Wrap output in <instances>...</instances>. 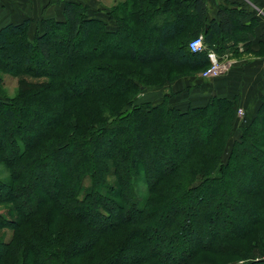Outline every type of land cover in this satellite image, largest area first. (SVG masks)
<instances>
[{
  "label": "trees",
  "instance_id": "obj_1",
  "mask_svg": "<svg viewBox=\"0 0 264 264\" xmlns=\"http://www.w3.org/2000/svg\"><path fill=\"white\" fill-rule=\"evenodd\" d=\"M55 2L61 18L0 29V89L4 75L44 80H21L13 99L0 95V164L9 173L0 178L8 207L0 231L12 233L0 241V264L249 256L264 241V96L244 123L237 99L215 96L185 110L168 96L136 100L144 88L206 71L211 52L250 47L255 22L242 24L246 10L223 5L210 21L206 0H124L108 12L112 30L89 4ZM200 35L205 49L192 53ZM247 174L255 190L235 193ZM45 180L25 209L26 194ZM240 221L242 229L226 232Z\"/></svg>",
  "mask_w": 264,
  "mask_h": 264
},
{
  "label": "crops",
  "instance_id": "obj_2",
  "mask_svg": "<svg viewBox=\"0 0 264 264\" xmlns=\"http://www.w3.org/2000/svg\"><path fill=\"white\" fill-rule=\"evenodd\" d=\"M209 19L218 20L221 6L240 4L248 13L242 24L255 27L250 35V47L238 45L239 54L227 51L217 56L223 65L222 74L215 78L203 79L201 73L182 77L164 86L147 87L143 90L142 102H159L164 96L169 97L172 107L185 110L188 106H204L211 97L230 100L237 99L243 115L241 122L253 118L264 96V0H206ZM85 4L90 2L85 1ZM113 6L97 4L95 17L108 23L114 30V23L109 21L108 12ZM62 7L55 0H0V29L10 23H19L25 19L39 22L43 18H61ZM203 36V35H200Z\"/></svg>",
  "mask_w": 264,
  "mask_h": 264
},
{
  "label": "rangeland",
  "instance_id": "obj_3",
  "mask_svg": "<svg viewBox=\"0 0 264 264\" xmlns=\"http://www.w3.org/2000/svg\"><path fill=\"white\" fill-rule=\"evenodd\" d=\"M76 1L83 2V3H85V1L90 2V4L92 5L91 6L92 10H93V12H95V8L94 7L97 4H100V5L101 4H103V5L107 4V5H110V6H114L116 3L124 1V0H76ZM136 47L138 48V46H136ZM125 48L126 47H124V46L122 47V49H121L122 53L125 52ZM76 51L77 52L74 54V57H75V59H78L79 58V55H78L79 50L77 49ZM177 76H179V75H176V77ZM3 78H4V84H3V86L0 89V95L3 98H9V99H13V98L17 97V95L19 93V88H20L19 82L21 80H25V81L30 82V83H38V82L44 81L42 79H35V78L27 77V76H21V77H18V78H13L12 76L4 75ZM142 96H143V92H141L137 96L136 100H137L138 103H141V101L143 99ZM238 115H239V112H238ZM31 116H33V115H31ZM240 116L241 115H239V117ZM44 118L45 117L43 115L39 116L37 118L38 127L39 126L41 127V124L43 123ZM39 130H40V128L36 129V131H39ZM236 138H238V137H237V135L235 133L234 139H236ZM232 141H234V140L232 139ZM8 176H9L8 171H6L5 168L0 164V178L1 179H5ZM47 182L48 181L45 180L44 182H42L40 184H37L36 185V189H34L35 192L31 191V192H28L26 194V196L29 198L30 203H29V205H27V207H25V209L26 208H30L31 209V208H33L35 206V203H36L35 201H37L39 199L37 197V195H38L37 192L41 191L43 188H45L44 186H45V184H47ZM249 182H250V176L248 174L247 175H242L240 177V183L236 185V188L234 189L235 190L234 192L237 193V192H240V191L242 192V191L255 190L254 189L255 187L252 188ZM51 191L53 192L54 190H51ZM32 192L34 193V195H32L33 194ZM229 197H230L229 198L230 200H234L235 199L234 195H229ZM7 208H8L7 206L1 205L0 206V213H5L7 211ZM244 217H245L244 215L239 216V218L241 220L245 221ZM116 218L118 219V217H116ZM93 225L97 229L100 228V225H99L98 222H94ZM224 228H225L226 232L232 233V232L239 231L240 229H242L243 228V224H241V221H240V222L234 223L232 226H229V225L225 226ZM11 237H12V233L10 231H4V230L0 231V241H2V240L3 241H9L11 239ZM213 260H214V258H213ZM251 260H264V241L261 242L260 246L255 251H252V253L250 252L249 256H245L241 261H238L237 259H231V260L226 261V262H221V261H218V260H215L214 262L216 264H230V263L238 261L237 264H244V263H246L248 261H251Z\"/></svg>",
  "mask_w": 264,
  "mask_h": 264
},
{
  "label": "built area",
  "instance_id": "obj_4",
  "mask_svg": "<svg viewBox=\"0 0 264 264\" xmlns=\"http://www.w3.org/2000/svg\"><path fill=\"white\" fill-rule=\"evenodd\" d=\"M189 48L192 53L202 52L205 49V40L203 36H198L197 38H194L189 43ZM209 58L211 61V66L201 73V76L204 79H210L218 77L222 74L223 71V65L219 62L217 56L214 53H209ZM239 115H243V111L239 110Z\"/></svg>",
  "mask_w": 264,
  "mask_h": 264
}]
</instances>
